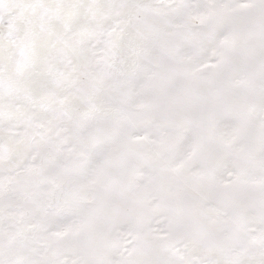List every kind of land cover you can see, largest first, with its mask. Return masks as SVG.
<instances>
[{"label": "snow or ice", "instance_id": "6c2138e0", "mask_svg": "<svg viewBox=\"0 0 264 264\" xmlns=\"http://www.w3.org/2000/svg\"><path fill=\"white\" fill-rule=\"evenodd\" d=\"M0 264H264V0H0Z\"/></svg>", "mask_w": 264, "mask_h": 264}]
</instances>
